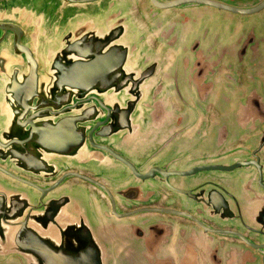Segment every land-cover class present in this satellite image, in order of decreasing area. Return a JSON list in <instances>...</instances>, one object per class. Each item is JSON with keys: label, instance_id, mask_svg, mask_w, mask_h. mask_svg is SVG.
Segmentation results:
<instances>
[{"label": "water", "instance_id": "95a60500", "mask_svg": "<svg viewBox=\"0 0 264 264\" xmlns=\"http://www.w3.org/2000/svg\"><path fill=\"white\" fill-rule=\"evenodd\" d=\"M63 2L66 7L100 5L92 11L89 20L77 16L66 18L65 23L45 25L41 37L34 25L29 31L16 26L3 31L5 35L0 40L1 53L8 48L9 54L22 59L0 67V247L4 240L5 247L13 249L10 256H17L8 259L9 264H78L64 241L54 244L48 239L53 235L49 233L51 230L59 231L62 239L72 235L73 228L69 227L68 232L62 228V224L74 222L71 209L81 217V227L76 228L83 233V239H89L90 249L97 254L92 263L106 264V251L89 225V222L94 224L87 206L91 197L78 185L69 187V182L80 180L100 189L112 201V213L118 215L110 189L80 170L102 173V168L111 164L108 160L129 169L133 178L143 184L164 180L182 199L193 201L197 207L205 204L216 210L220 188L217 182L205 177L253 167L257 177L251 183L263 184L262 146L243 151L246 161L243 157L230 166L213 164L186 171L176 169V164L181 162L177 159L170 167L174 171L153 165L143 172L122 156L117 144L124 133L131 136L137 130L138 126L133 127L136 120L133 116L142 114V120H146L140 107L145 93L153 90L155 66L147 69L142 66L143 69L139 67L131 72V66L135 69L139 65V57L138 51L135 56L130 55L127 43L136 34L131 32L128 21L112 12L114 6L108 5L105 10L112 12L107 18L101 14L102 0ZM150 2L163 11L187 5L242 16L264 11V0L250 9L230 8L213 0ZM56 26L57 30H53ZM34 45L40 46L37 53ZM261 138L264 139V133ZM75 167L77 170H73ZM246 177L247 173L243 172L241 180ZM173 179H185L190 189L171 186L169 181ZM136 214L124 213L118 218L126 222L125 219ZM201 217L193 215L190 219L205 228ZM127 222L134 225L131 220ZM126 233L129 234L128 230ZM6 261L0 259V264ZM80 264L88 262L84 260Z\"/></svg>", "mask_w": 264, "mask_h": 264}, {"label": "flooded vegetation", "instance_id": "af4514ba", "mask_svg": "<svg viewBox=\"0 0 264 264\" xmlns=\"http://www.w3.org/2000/svg\"><path fill=\"white\" fill-rule=\"evenodd\" d=\"M19 1L20 0H0V40H2L7 29H14L16 26H22L25 31H29L28 29L34 25L38 31L36 34L38 33V36L41 37L44 35L45 25L53 26L58 23V14L55 20L51 18L48 22H46L45 17L43 18L44 13H47L46 6L48 10H52L53 4L51 2H47V0H27V2L24 3L23 0L19 3ZM160 1L171 2L174 0ZM213 1L230 8L239 9L254 8L263 2L262 0L259 1L260 3L257 2L255 6H241L238 2L236 3L237 0ZM62 3H64L63 0ZM116 4L123 6L125 11L120 9L115 12V15L120 16L122 18L121 20L124 19L128 21L129 26H131V32L138 35L142 33L144 35L142 40H139V36L136 35L137 44L133 45L127 43V47L131 53L130 55L135 56L138 51L139 57L138 62L140 66L137 65L135 69L132 67L131 72L138 70L139 67L140 69H147L155 66L154 83H151L153 90L149 93L146 92L147 94L145 93L143 98V107H146V109L143 108L141 112H144L146 120H141L139 114L133 116L136 117L138 123L140 121L143 122L146 129L150 123L153 125L149 116L150 110L147 109L150 107V105H148L149 103L155 106V104L151 102L153 99L159 98L162 94L167 96H170L168 94H172L170 98L176 97L177 100L185 99L184 94L180 92L176 83H174V87H170V85L166 84V81L169 80L167 75L164 77V79L167 80L163 79L162 82H157L156 80L160 72L163 71L168 73V70L164 71L162 69L161 71V69H159V66H161L163 62L167 61V63H171L173 60V63H175L174 59L177 56V51L173 53V46L169 44V42L177 41V35L180 36L181 34L180 27L177 32V29H174V26H172L175 24L173 23L175 21L173 19V14L180 8L165 11L159 10L151 4L150 0H122L120 3H118V1L108 0L107 2L109 6L116 7ZM184 7L198 9L207 8L204 6L192 5L183 6L181 8ZM216 11L219 16L217 21L226 22L227 28L222 24L218 31L211 32V29H209L208 32H205L202 29L203 23L206 24L208 20H212L207 18V16L196 18L195 24L186 35L188 38H185V40L192 39L191 47L189 42L185 44V46L188 44V47L191 48L192 57H184L183 60L182 57L185 55V52L180 56L188 67L179 72V77H184L191 89L196 88V92L198 90V79L201 84V90H205L206 100L215 102L219 107L221 104L220 95L222 93L225 94V99H229L233 102V106L231 107V104H229L228 109H222L221 107L207 108L205 104H203L206 108L204 113L207 118H209V114L214 112L213 109L220 110L221 114L216 111L218 115L210 118L213 123L216 122V119H218L219 122L222 120L223 111H229L230 114L233 113L234 116L229 117L230 123H234L237 120L236 123L238 124L239 119L243 124L253 121V119H255L254 112L257 113V116H260V113H262L261 117L264 119V106L258 103L260 98L264 100V91H260L259 85L254 84L251 80L248 82V80L245 79L246 82H244L245 80L242 78L243 75L239 68L244 66L243 70L246 71L247 66H249V68H252L253 72L256 73L258 67L264 66V39L260 37L259 31H257V28L260 30V27L252 25V27L246 30V27L252 24L251 20L245 18L247 16L237 15L220 9H216ZM48 15H51V13ZM233 17L238 19L244 18L243 20H239L246 24L244 30H242L244 27L243 24L240 25L237 23L236 19L233 20ZM213 23L215 24L216 22L213 21ZM144 24L148 25L144 27ZM228 27H232L233 30L230 36H227L230 30ZM53 30H57V26ZM241 31H243V34H240ZM245 31L247 32L244 33ZM151 33H157L159 40H164L165 42L163 45L158 44V46L156 45L154 48V52L159 55L155 58L148 57L153 56V54L148 51V47L145 50L141 48L142 44L148 42L147 36ZM220 34L224 35L221 36ZM178 43H185V41L180 39ZM134 46L136 50L132 48ZM33 48H35L37 53L40 46L34 45ZM195 48L196 50H194ZM206 52L207 54H205ZM45 53H47V48ZM182 53L183 51L180 54ZM193 55L194 59L192 60ZM151 59H153L152 63ZM177 59H179V57ZM16 60L22 59L15 58L9 54L8 48L2 53L0 52V67H7L10 62H15ZM222 66H226L224 69L227 70L224 71ZM194 69L197 72V76L193 77L191 84L192 72ZM175 70V67H173L171 72L174 73V75L171 76H173L176 82ZM157 72L159 73L157 74ZM220 74H224L225 79H222V87L218 88V86H220L219 80H221V78H218ZM214 77L215 79H213ZM252 79H254V77ZM214 80L218 81L214 82ZM244 83L246 84L243 85ZM261 83L264 82H260L259 80V84ZM254 85L258 86L255 88ZM216 89H219L217 98H215ZM192 92L193 91L188 92L189 99H191L190 95H193ZM198 95L205 100L200 93ZM239 99H242L244 102H240ZM186 102L188 103V101ZM238 102H240V106L245 105L246 107H241V109L238 108ZM162 107H168V103H162L161 108ZM252 107L254 109H252ZM191 118V114H189L188 120H191ZM206 122L207 124L205 125L210 126L208 125V120ZM194 126V123L190 125V127ZM263 133L264 132L252 135L249 141L242 147L233 144L234 146L232 148L229 146L221 149L218 148V153L215 156L208 157L202 155L203 148L201 151L192 153L190 157L201 158L203 160L204 158H210V163H203L204 165L200 164L198 166L213 164L230 166L240 161L244 157L242 152L250 149V147L259 148V146H262L264 149V139L261 138V134ZM123 135L121 141L117 144L123 152L122 156L136 165L139 170L142 169L143 172L152 169L153 167H149V163L156 162L159 154L154 153L147 158H143L140 163L133 162L127 155V150L129 149L132 151L133 149L128 148L125 141L128 133H124ZM200 135L203 136L204 133ZM171 157L172 158L166 161V164H160L161 162L159 164L156 163L155 167L167 168L169 171H174L175 169L170 170V167L176 162L175 160H177V158ZM244 160L246 161L248 159L244 157ZM108 161L111 164L107 165L109 167L102 168L104 169L102 173L86 169L80 170L110 189L119 216H122L124 213L133 212L137 213V216L131 219H125L126 222H124L122 219L118 218V215L112 213V201L107 195L95 186L77 180V182L85 184L88 188H93L92 191L91 189L85 190L86 193L89 194V198L91 197V202L88 199L90 203L88 213L91 214L94 222V224L89 222V225L92 226L95 234L100 239L101 247L106 251V264H264V182L262 185L251 183L254 182L257 177V175H255L256 170L253 167L244 168L243 170L233 173L217 172L204 178H210L217 182L220 188L217 194L219 205L216 210L214 208H207L205 204L201 207H197L195 206L196 203L193 201H188L187 198L182 199L181 196H175L173 192H176L172 190V188L170 189L166 186L164 180L157 184L151 182L143 184L141 181L133 178L129 169L125 168L120 163L112 160ZM76 162L80 163L79 160H76ZM147 163L148 165H146ZM144 165L145 167H143ZM73 170H77V167ZM243 172L247 173V177L241 180ZM119 175H123V177L121 179H116L115 177ZM249 178L251 181H249ZM127 180L131 181L130 187L133 189L120 188L116 190V187L122 185L123 182ZM234 182L236 186H234ZM169 183L175 188L190 189L188 185L189 182H186L185 179H173L170 180ZM160 184H162V186ZM73 186L75 185H70L69 187ZM202 199L203 203H205V194L202 196ZM144 210H146V212H143ZM71 211V219L73 220L74 218L73 224H77V227H81V217L72 209ZM194 211L202 216L201 219L204 222L205 228L200 227L197 222L190 219L193 215L198 217ZM87 216L86 214V217ZM127 220H131V223L134 225H130ZM64 225H67V223L62 224V226ZM126 229L129 234L126 233ZM64 231L68 232L69 230L66 229ZM49 233L53 234L48 237L51 243H60L61 240L65 242L67 251L73 254L78 264L84 260H86L88 264H93L92 262L97 257V254L90 249L89 239L85 240L82 238L81 235L83 233L81 230L79 231V228L76 230L73 229V232H71L72 235L64 236L63 233V239L61 238V233L57 230H51ZM5 245L6 243L3 240L2 246L0 247V259L7 260L6 264H9L8 259L11 257L17 258V256H10L9 253H11L13 249L7 246L5 247ZM187 252H190V255H187ZM8 254L9 256H5Z\"/></svg>", "mask_w": 264, "mask_h": 264}, {"label": "crops", "instance_id": "0c3cea01", "mask_svg": "<svg viewBox=\"0 0 264 264\" xmlns=\"http://www.w3.org/2000/svg\"><path fill=\"white\" fill-rule=\"evenodd\" d=\"M114 1H118V3H120L122 0H114ZM144 3V1H143ZM58 5V10L57 12H55L54 16L52 15H48V13H44L43 18H46V22H48L51 18L52 20H55V18H57V14H58V19L59 21H64L66 18H72V17H77V16H81L83 18H86L87 20H89L92 16L91 13L94 9H96V7H99V3L98 4H94V9L90 8L93 6H88V5H78L79 7L72 5V6H67L68 8H70L71 12L75 11V10H80V8H82L83 10L78 12L77 14H73V15H67V11H63V9L66 7L64 4H59ZM84 7V8H83ZM62 11H59V10ZM86 9L92 10V11H87ZM210 9V8H207ZM83 13V15H78ZM89 15V16H88ZM203 16H207V18H211L213 17V15L206 10V8H191V7H184V8H180L178 11H176L173 14V19L175 20L173 23H175L174 25V29H177V32L179 31V27L180 29V36L177 35V41H172L169 42V44H171L173 46V53H175L177 56L175 57L174 61L175 63H173V60L171 63H167L163 62V64H161V66H159V69H162L164 71L168 70V73L165 72H157V82H162V80L164 79L165 75L168 76V81H166V84L170 85V87H174V83H176V86L179 87L180 92H191L193 91V95H190V98L188 103L186 102L185 99H178L176 97L174 98H170V96L172 94H168L170 96H167L165 94L160 95L159 98L153 99V102L155 104V106L151 103H149L148 105H150L149 109L150 110V119L153 122L150 123V125L145 129V126L143 125V123L141 124L140 122L138 123L137 119L133 121L134 127L136 128V126H138L137 130L135 131V133L131 136L126 137V144L128 146V148L132 149V151H130L129 149L127 150V155L130 159L133 160V162L135 163H140L141 159L143 158H147L148 156L157 153L159 154L156 159V162L153 163H149V167L155 165L156 163H160V164H166L167 160H169L170 158L176 157L177 159H183V156H191L192 153H195L197 151H201L203 148H215L217 151H212L214 154L218 153V148L221 149L223 147H227L229 146L230 148H232L234 145L236 144L239 147H242L247 141H249L250 137L254 134H259L261 132L264 131V119H262L261 115L262 113H260V116H257V113L254 112L255 114V119H253V121L247 122L246 124L241 123L240 119L238 121V124L236 123V121L234 123H230L229 122V117L234 116L233 113H229V111H223L222 113V120H220V122L218 121V119H216L215 123H213V121L210 119L214 116H217L218 114L216 113V111H218L220 114V110L219 109H213L214 112H212L211 114H209V118L206 117V114L204 113V110H206L205 107H201V111L199 113L198 116H196L195 118H193V116H191V120H188V116H189V111L187 109L191 108L192 105V97H200L198 94L200 93L201 96L205 99L203 100L200 97V105L203 106V104H205V106L207 108H212V107H216L215 106V102H211V101H207L206 100V96H205V90L203 91V89L201 90V84L199 82V80L197 79V92H196V88L191 89V87H189L188 82H186V79L184 77H179V72L182 71L183 69L185 70L188 66L186 65L185 61H182V58L184 60L185 58L192 57L191 54V50H189L190 48H187L185 46L184 43H178L180 39H183L185 42H189L190 43V47L192 45V39L189 41H187L188 39L185 40V38H188L187 33L188 31H190L192 29V26L195 24L196 22V18L198 17H203ZM234 20V18H233ZM58 21V22H59ZM264 23V19L262 20ZM241 22V21H240ZM255 23V22H252ZM240 24V23H239ZM262 24L261 22H259L258 24L255 23L253 25L258 26ZM241 25V24H240ZM262 26V25H260ZM264 26V25H263ZM58 28V27H57ZM143 28V27H142ZM143 32V31H142ZM176 32V31H175ZM260 33V37L264 39V32L262 27H260L259 30ZM138 39L142 40L144 38V35L142 33H140L138 35ZM258 36V35H257ZM148 42H146L145 44H142V49L145 50L148 47V51L153 54V56H148L151 58H155L156 56H159L155 51V47L156 45H163L165 42L164 40L160 41L158 38V34L157 33H151L148 36ZM175 38V39H176ZM137 38H133L131 41V44H137ZM174 40V39H172ZM167 44V43H166ZM196 44V42H195ZM264 47V45H263ZM136 50V47H132ZM197 48V47H196ZM196 48L194 50H196ZM183 51L182 54H180ZM185 52V55H183ZM182 58H180V56H182ZM147 57V56H146ZM179 57V59H177ZM151 59V63H152ZM249 65V64H247ZM130 66V65H129ZM128 66V67H129ZM173 67H175V79L176 82L173 78L174 73L171 72V70L173 69ZM243 67H239L240 71L242 72L243 75V79H247L248 82L249 80H251L254 84H258L259 85V80L264 81V66H260L258 67V70L256 71V73L253 72L252 68H249V66H247V70L244 71ZM226 66H222V69L225 71L227 69ZM130 70H132V66L130 67ZM243 70V71H242ZM255 75V76H254ZM197 76V72L195 71V69L192 72V79H191V84L193 81V77ZM224 74H220L218 76V78H221V80H219L220 86L221 83H223L222 79L224 78ZM254 77V79H252ZM215 79V77L213 78ZM167 80V79H164ZM184 80V82H183ZM213 81V80H212ZM218 80H214V82H217ZM246 82V80L244 81ZM258 85H254L255 88ZM188 86V88H187ZM169 87V88H170ZM200 87V88H199ZM187 89V90H186ZM261 91V90H260ZM196 92V93H195ZM219 93V89L215 90V98H217ZM213 95V94H212ZM214 97V96H213ZM225 94H221L220 95V99H221V104L220 107L222 109H228L229 108V104H231V107L233 106V102H231V100L229 99H225ZM144 98V97H143ZM170 98V99H169ZM240 102H244L242 101V99H239ZM240 102H238V108L241 109V107L244 108L245 105H241L240 106ZM162 103H168V107H162L161 108V104ZM259 105H263L264 106V100H262V98L259 99ZM191 104V105H190ZM209 104H211V106H209ZM146 105V104H145ZM164 105V104H163ZM235 105V104H234ZM142 109L140 107V111H143V100L141 103ZM193 106V105H192ZM217 105V108H220ZM246 107V106H245ZM237 108V109H238ZM256 108V107H255ZM252 109H254L252 107ZM253 115V114H252ZM240 116V114H239ZM141 120H142V114L140 115ZM208 120V125L210 126H206L205 124H207ZM210 122V123H209ZM194 123V127H190L191 124ZM139 124V125H138ZM237 124V125H235ZM189 126V127H188ZM205 127V128H202ZM220 130V131H219ZM166 131H168V133H166ZM218 133L220 135V139L218 142H207L206 141V134L207 133ZM204 133V135H200ZM231 141V142H230ZM210 145H209V144ZM172 149L175 150L172 153ZM154 151V152H152ZM161 151V153H160ZM197 161V166L200 164H203L204 160L203 159H198ZM129 179V178H128ZM131 181L127 180L125 182H123L122 185L116 187V190H119L120 188H128L130 187ZM70 185H78L82 188H84L85 190H93V188H88V186H86L85 184L79 183L77 182V180H71ZM89 202V201H88ZM90 203L87 204V206H89ZM90 207V206H89ZM85 209H83L84 211ZM86 212V211H85ZM75 227H74V226ZM69 227L73 228V229H77V224H67L62 226V228L64 230L68 229ZM190 252H187V255Z\"/></svg>", "mask_w": 264, "mask_h": 264}, {"label": "rangeland", "instance_id": "374dc122", "mask_svg": "<svg viewBox=\"0 0 264 264\" xmlns=\"http://www.w3.org/2000/svg\"><path fill=\"white\" fill-rule=\"evenodd\" d=\"M21 1H23V0H20L19 1V3L21 2ZM259 1H261V0H237L236 1V3L238 2L239 4H241V6L243 5V6H255V5H257V2L258 3H260ZM263 1V0H262ZM18 2V1H17ZM25 2H27V0H24V3ZM47 2H51L52 4H53V8H52V10L50 11V10H48V7L46 6V12L48 13V14H50L51 13V15L53 16L54 14H55V12L58 10V5L56 6V2L58 3L59 2V4L61 5V4H64V3H62V0L60 1V0H47ZM107 2H108V0H103V6H104V8H103V10L100 12L102 15L103 14H105V16H107V18L108 17H110V15L112 14V12L113 13H115V12H117V11H119L120 9H125L123 6H120L119 4H116V7H115V9H113V11L111 12V13H109V12H106L105 10L106 9H108V5H107ZM23 3V4H24ZM38 5V4H37ZM75 6H77V7H79L78 5H75ZM88 6H93V7H90V8H92V9H94V4H88ZM84 8V7H83ZM71 9L70 8H68V7H65L64 9H63V11H67V15H73L74 13L75 14H77L78 12H80V11H82L83 9L82 8H80V10H75V11H73V12H71L70 11ZM87 11H92V10H89V9H86ZM171 10H173V9H171ZM206 10H208L212 15H213V17H211L210 19L212 20V21H209L208 20V23H203V26H202V29H203V31H205V32H208L209 31V29H211V32H215V31H218L219 30V27L222 25V24H224L225 25V27L227 28V23L226 22H221V21H217L218 19H219V16H218V14H217V11H216V9H207L206 8ZM59 11H62L61 9L59 10ZM125 11V10H124ZM99 13V14H100ZM78 15H83V13H81V14H78ZM106 18V19H107ZM234 18V17H233ZM246 19H249V20H251V23L252 22H255V23H259V22H261L262 24H260V25H262V26H259V27H262V29H263V32H264V27H263V25H264V23H263V19H264V12H261V13H259V15H252V16H247V17H245ZM234 19H236V22L237 23H240V24H243V28H242V30H244L245 29V26H246V24H244L243 22H240L239 20H243L244 18H234ZM213 21H215L216 23L214 24L213 23ZM66 21H64V23H65ZM218 22H219V24H218ZM150 23V22H149ZM148 23V24H149ZM255 23H252L250 26H248V27H246V30H247V28H250V27H252V25L253 24H255ZM147 24V25H148ZM147 25H145L144 24V27H146ZM228 28H230V27H228ZM234 28H236V27H234ZM233 30H232V27L230 28V30L228 31V35L227 36H230V35H232L231 34V32H232ZM257 31H259V29L257 28ZM247 31H245L244 33H246ZM140 34V33H139ZM240 34H243V31H241L240 32ZM136 35H138V34H136ZM136 35H135V37L134 38H136ZM221 35V34H220ZM222 35H224V34H222ZM221 35V36H222ZM189 40V39H188ZM187 40V41H188ZM186 43V42H185ZM184 43V44H185ZM187 48H190V47H188V44H187V46H186ZM189 50H191V48L189 49ZM192 51V50H191ZM205 54H207V52L205 53ZM187 57H189V56H187ZM194 59V55H193V58H192V60ZM264 82V81H263ZM246 83H244L243 85H245ZM238 86V85H237ZM259 87H260V90L261 91H264V83H261V84H259ZM239 90H240V86H239ZM194 91V90H193ZM183 94H184V98H185V100L186 101H189V93L187 92H183ZM199 101H200V97H192V105H191V108H189V109H187L189 112V114H191V116H193V118H195L196 116H198L199 115V113H200V111H201V107H204V106H201L200 105V103H199ZM209 106H211V104H209ZM215 106L217 107V105L215 104ZM220 131V130H219ZM166 133H168V131H166ZM219 139H220V135L218 134V133H215V132H213V133H207L206 134V141L207 142H218L219 141ZM209 144V143H208ZM210 145V144H209ZM212 150H214V151H217L215 148H209V147H207V148H204L203 149V152L201 153L202 155H205V156H208V157H211V156H215V155H217L216 153L215 154H213L211 151ZM173 151H175V150H173L172 149V153H173ZM173 155H174V153H173ZM198 159H201V158H196V157H190V156H186V154H185V157L183 156V159H181V162L180 163H178V164H176V169L177 170H184V171H186V170H191L192 168H194V167H196L197 166V161L196 160H198ZM209 159L210 158H204V164H207V163H210V161H209ZM209 161V162H208ZM203 164V165H204ZM107 176H109V175H107ZM123 177V175H119V176H117V177H115L116 179H121ZM173 194L175 195V196H180V195H177L176 193H174L173 192Z\"/></svg>", "mask_w": 264, "mask_h": 264}]
</instances>
